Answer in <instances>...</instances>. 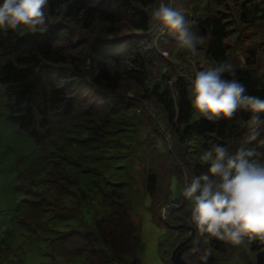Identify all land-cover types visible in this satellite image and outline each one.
I'll return each mask as SVG.
<instances>
[{
    "label": "trees",
    "instance_id": "1",
    "mask_svg": "<svg viewBox=\"0 0 264 264\" xmlns=\"http://www.w3.org/2000/svg\"><path fill=\"white\" fill-rule=\"evenodd\" d=\"M168 3L193 22L195 54L155 32L150 12L158 0H49L45 32L0 30V118L24 131L37 151L12 182L18 197L10 229L0 226V264L27 263L24 239L17 240L25 231L34 244L45 242L47 264H138L141 225L126 191L139 148V188L149 196L152 220L176 231L164 262L175 264L172 249L192 228L181 197L161 217L174 202L171 179L180 190L185 169L205 171L193 149L237 144L249 117L194 119L193 69L226 60L246 94L264 99V0ZM260 243L209 245L193 233L175 258L199 264L200 250L211 246L208 264H257Z\"/></svg>",
    "mask_w": 264,
    "mask_h": 264
},
{
    "label": "clouds",
    "instance_id": "2",
    "mask_svg": "<svg viewBox=\"0 0 264 264\" xmlns=\"http://www.w3.org/2000/svg\"><path fill=\"white\" fill-rule=\"evenodd\" d=\"M48 6L49 0H0V30L43 33L50 24ZM150 20L157 34L173 38L177 49L197 52L200 37L193 22L168 0H158ZM193 72L188 101L194 119L228 122L238 112L249 117L237 144L216 143L199 153L205 171L196 175L185 169L179 195L190 205L188 223L209 245L212 240L233 247L255 240L264 243V99L246 94L226 60ZM170 199L174 203L161 210L164 215L169 207L179 206L175 183ZM212 255L211 246L204 247L197 260L208 264Z\"/></svg>",
    "mask_w": 264,
    "mask_h": 264
},
{
    "label": "rangeland",
    "instance_id": "3",
    "mask_svg": "<svg viewBox=\"0 0 264 264\" xmlns=\"http://www.w3.org/2000/svg\"><path fill=\"white\" fill-rule=\"evenodd\" d=\"M140 150L141 148L135 149L133 165L131 164L132 169L130 168V173L135 175V178L131 179V184H127L126 191V201L130 212L134 215V218L140 220L141 225L140 244L135 251V257L138 260V264H164L168 258L176 231L167 225H160L152 220L149 208V196L139 188V170L142 167V164L138 163ZM200 152L199 150L193 149L192 154L197 157ZM82 155L87 159V155ZM36 157V148L27 134L10 121L0 118V226L4 228L7 227L10 229L11 217H13L12 215L16 209L15 205L17 201L15 199L18 196L12 188V182L17 173ZM174 183L177 191L176 203L180 198V190L175 179L172 178L170 183L171 192ZM20 235L17 240L22 241L24 239L22 242L25 244L24 248H26L28 259L26 264H47L45 261V242L41 241L38 244H34L33 242H38V239H32L31 235H28V231ZM233 260L222 263L242 264L238 259ZM114 264H126V261L124 260L121 263Z\"/></svg>",
    "mask_w": 264,
    "mask_h": 264
},
{
    "label": "water",
    "instance_id": "4",
    "mask_svg": "<svg viewBox=\"0 0 264 264\" xmlns=\"http://www.w3.org/2000/svg\"><path fill=\"white\" fill-rule=\"evenodd\" d=\"M167 142H168V145H169V148H170V144H171V139L168 137L167 139ZM174 160L176 162H179L178 161V158L176 156H173ZM181 201H182V198H181ZM180 205V204H179ZM162 218L163 220L165 221L166 219V215L162 214ZM172 228H178L179 226H181V224H178V225H170ZM193 234V231L191 230V232L189 233L188 237L181 241L180 243H178L173 249H172V252H171V258L173 259L174 263L175 264H183L181 263L180 261H178L176 258H175V251L177 250L178 247H180L182 244H184ZM261 245H264V243H260V246ZM256 261H257V264H264V248L259 250L257 253H256Z\"/></svg>",
    "mask_w": 264,
    "mask_h": 264
}]
</instances>
